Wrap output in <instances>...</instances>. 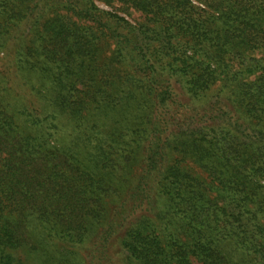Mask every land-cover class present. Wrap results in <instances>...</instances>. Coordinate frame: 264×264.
Masks as SVG:
<instances>
[{
	"label": "trees",
	"instance_id": "trees-1",
	"mask_svg": "<svg viewBox=\"0 0 264 264\" xmlns=\"http://www.w3.org/2000/svg\"><path fill=\"white\" fill-rule=\"evenodd\" d=\"M0 264H264V0H0Z\"/></svg>",
	"mask_w": 264,
	"mask_h": 264
},
{
	"label": "rangeland",
	"instance_id": "rangeland-1",
	"mask_svg": "<svg viewBox=\"0 0 264 264\" xmlns=\"http://www.w3.org/2000/svg\"><path fill=\"white\" fill-rule=\"evenodd\" d=\"M100 7L105 8V7H103L102 5H100Z\"/></svg>",
	"mask_w": 264,
	"mask_h": 264
}]
</instances>
